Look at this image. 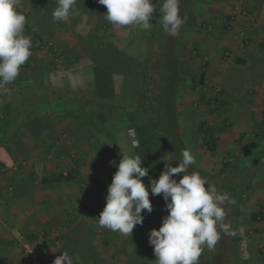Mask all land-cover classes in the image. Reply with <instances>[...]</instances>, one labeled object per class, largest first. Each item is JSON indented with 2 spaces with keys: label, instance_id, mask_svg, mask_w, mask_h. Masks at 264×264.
<instances>
[{
  "label": "crops",
  "instance_id": "1",
  "mask_svg": "<svg viewBox=\"0 0 264 264\" xmlns=\"http://www.w3.org/2000/svg\"><path fill=\"white\" fill-rule=\"evenodd\" d=\"M157 2L152 0L155 8ZM56 6V0H20L17 6V11L26 17L23 34L31 37L32 47L19 75L7 85L9 93L0 96V101L5 99L11 105V122L6 128L11 139L0 149V162L8 169L0 167V238L15 242L4 264H23L17 243L21 233L32 236L46 264H53L64 252L71 264H76L71 239L82 234V225L91 231L102 257L113 254L106 246L99 247L98 220H84L77 210L81 195L95 185L81 190L76 186L103 176L112 179L117 169L109 165L111 159L119 164L123 155H133L126 119L129 103L119 93L132 63L147 59V44L159 26L168 37L157 22L159 10L154 9L149 21L152 26L145 30L136 24L119 26L108 22L104 16L107 9L97 0H76L79 14L61 22L52 18ZM184 21L183 51L186 60L193 62L186 63L193 77L202 68L195 64L200 58L205 59V83L219 82L227 68L256 76L248 80V84L258 85L245 94L248 105L224 110L223 114L237 137H243L242 147L260 150L246 163L262 164L264 0H201ZM170 40L173 53L175 39ZM223 54L229 55L227 61L231 64L222 61ZM236 59L243 64L236 65ZM116 107L120 113L115 112ZM100 109L107 112L103 114ZM109 109L114 115L109 114ZM2 115L0 112V118ZM71 131H75L77 139ZM263 171L256 172L253 180ZM69 172L71 177L66 179ZM261 184L259 181L251 187L258 192L264 188ZM248 200L243 198L241 209L257 213L263 200L249 208ZM100 207L95 206L96 219L102 212ZM257 232L259 239L249 243L242 240L246 243L242 251L248 248L253 258L264 244V236L260 230ZM115 233L110 238L113 243ZM56 239L61 241L59 246L55 245Z\"/></svg>",
  "mask_w": 264,
  "mask_h": 264
},
{
  "label": "trees",
  "instance_id": "2",
  "mask_svg": "<svg viewBox=\"0 0 264 264\" xmlns=\"http://www.w3.org/2000/svg\"><path fill=\"white\" fill-rule=\"evenodd\" d=\"M163 0H158L156 4V10L162 6ZM201 3V0H185L179 4L180 17L185 20L188 14H191L196 7ZM159 12V11H158ZM159 20L162 18L160 14L157 16ZM229 21V18H226ZM161 24V23H159ZM162 25V24H161ZM185 21L179 30V34L173 37L176 42V50L172 53L169 50L168 55L165 56L164 52L170 46L173 41H167L168 46L161 45L162 56L160 59L162 63L156 61L150 57L144 60L142 63L133 62L132 67L129 70V76H126V89L127 94L125 95L120 91L119 96L124 102L129 103V108L126 111V119L128 122V128L133 131L135 140L139 141L138 146H133V155H139L142 159L141 167L148 168L149 172L147 177L142 178V182L148 186L150 179H158L162 171L165 170V163H169L170 166H178V162L182 159L181 153L185 148L181 147V137H180V125L177 97L178 89L180 87L179 80L183 76H187L185 82L194 85L204 86L205 83V72L200 69L197 75L194 76L192 70L183 62L182 51H183V39L185 33ZM167 39V36L165 37ZM165 40V39H164ZM158 49V51H160ZM154 53V52H153ZM157 56V55H156ZM151 58V59H150ZM242 65V61L236 59V65ZM205 65V63H204ZM203 65V66H204ZM160 67L164 69L160 73ZM182 67L184 68L182 70ZM185 71V72H184ZM187 74V75H185ZM182 82V83H185ZM191 87V88H192ZM222 90L218 92L221 94ZM216 94V95H218ZM128 100V101H127ZM226 98L213 97L212 99H200V104L202 107L210 108L213 105H218V103L225 104ZM224 102V103H223ZM216 108V106H215ZM11 105L5 100L0 101V112H3L0 118V149L4 148V143L8 142L10 138V133L6 130L11 122ZM194 115V121L189 125L188 130L191 132V144L197 142L198 148H202L210 154H215L218 148V139L214 136L213 124L204 116L201 111H194L190 116ZM181 117V116H180ZM223 124V123H222ZM218 133V131H216ZM71 136L75 139V131H71ZM261 136V135H260ZM264 139V134L262 135ZM241 138V137H240ZM194 144V145H195ZM182 148V147H181ZM197 148V146H196ZM194 146V149H196ZM262 158L264 157V140L262 148ZM244 151L243 148L239 149L236 153L226 154V158L219 164L218 170L214 174L202 173L196 164L190 165L188 168V174L192 172H198L201 177L205 178L210 184H214L218 190V193L224 194V189L231 188L232 190H237L234 194L235 204H229L225 202V219L224 223L229 226V231L234 232V235H229L224 233L218 228L220 234L225 240V263L227 264H257L261 261V252L255 251L254 258L251 254H247V258L242 255L243 251L241 248L242 238L239 234V215L242 200L248 197L252 193L253 188L251 183L256 172L264 169V162L262 164L256 163H246L240 164V154ZM256 165V166H253ZM258 169L256 171V167ZM0 167L7 169L5 164L0 162ZM8 170V169H7ZM264 173V171H263ZM70 172L67 174L66 179H69ZM262 177V176H261ZM107 178H103L107 181ZM179 181L181 175L174 177ZM95 183V188L90 191L84 192L80 199L77 210L82 214L84 220L93 219L97 220L94 216L95 206L99 204L100 210H103L106 204L105 197L107 195V190L104 189V185L99 186ZM262 183V184H261ZM261 186L264 187V182H261ZM234 190V191H235ZM149 200L151 202L153 211L149 214L146 211H142L141 215L144 217L142 225H137L134 229H139L146 227L148 220H157L158 224L156 226L160 227L162 218L168 213L165 210V201L162 195L153 196L149 189ZM264 208V200L261 203L260 209L257 213H251L249 215V221L259 225L258 218L261 221L264 219V213L262 209ZM99 230V242L100 246H106L107 248H113L118 251L119 256H108L102 257L101 251L97 252V245L94 241V236L92 237L91 231L87 229L85 225H82L80 231L82 234L72 238V243L75 248L76 253V264H143L134 255L128 253L127 250L123 248L120 243L115 244L110 239L111 235L115 232L101 228L98 224ZM116 234V233H115ZM117 234L114 238H117ZM32 238V236H28ZM15 245L12 240H4L0 238V264H4L6 258L10 255V249ZM249 250L245 248V253ZM250 253V252H249ZM23 254V253H22ZM209 255V256H208ZM215 250H208L204 247V250L199 257L198 264H216ZM259 255V257H258ZM246 260V261H245ZM23 264H26V258L23 256Z\"/></svg>",
  "mask_w": 264,
  "mask_h": 264
},
{
  "label": "clouds",
  "instance_id": "3",
  "mask_svg": "<svg viewBox=\"0 0 264 264\" xmlns=\"http://www.w3.org/2000/svg\"><path fill=\"white\" fill-rule=\"evenodd\" d=\"M20 0H0V96L9 93L8 84L15 81L22 65L31 56V37L25 36L26 17L17 11ZM107 12L106 20L119 26L132 24L149 29L155 6L152 0H97ZM52 12L54 22L66 21L78 15L76 0H56ZM180 0H163L159 7L160 23L166 34L176 37L184 21L179 15ZM133 146L139 141L134 140ZM178 166L165 163L158 179H150L148 186L142 182L149 169L141 167L139 155H123L112 182L107 188L106 204L99 214L101 228L130 236L137 225H142V211H153L149 189L153 196L162 195L167 215L158 230L148 234L156 264H198L204 247L213 250L220 239V231L234 235L224 223L225 202L235 204L227 193L220 194L198 172L188 174L195 158L183 150ZM177 175H181L177 181ZM53 264H71L67 252L57 256Z\"/></svg>",
  "mask_w": 264,
  "mask_h": 264
},
{
  "label": "rangeland",
  "instance_id": "4",
  "mask_svg": "<svg viewBox=\"0 0 264 264\" xmlns=\"http://www.w3.org/2000/svg\"><path fill=\"white\" fill-rule=\"evenodd\" d=\"M197 7H199V5ZM159 27L157 29V34L153 35V38L151 37L149 39V43L147 44L146 53L148 54V57L151 56L154 62L156 61L155 59H158V62L162 63L161 60H159L160 54L162 52L161 51L162 48L160 49L159 47L161 46V43L164 42V39H166L165 38L166 36L163 34V32L161 31ZM170 37L171 39H173V37L169 35L167 39ZM164 45L165 47L168 46L167 43L166 44L164 43ZM175 46H176V42H175ZM158 49H160V51H158ZM168 50H171L170 46L168 47ZM181 55H182L181 59L183 60L185 64L189 63L193 65V62H191L190 59L186 60L187 56H186V53H184V51H182ZM223 55H224V59H222V61H224L225 63L231 64L230 62L227 61L229 60V55L228 56H226L225 54ZM204 60L203 58L202 59L200 58L195 64L198 63V65H201L203 67ZM160 68L161 69L159 71L161 73L164 69H162L163 67H160ZM183 69L184 68L182 67V70ZM251 76L252 75H248L247 73H244L242 71L233 70L232 68H227L224 72V75L220 77L219 82L217 79L218 77H216L217 80H214L213 82H210V83H206L202 87L199 85H196V86L194 85V87H192L191 84L186 83L185 80L187 76L185 77L182 75V78L179 80L180 87L178 89V97H177L178 99L176 100L177 101L176 103L178 105L177 111L179 115L181 116V117L179 116V121H178V124L180 125V130H181L180 137H181V147L182 148L180 147V149L185 148L186 150H189L191 152V154L195 158V164L201 170L202 173L214 174L218 170L219 164L222 161H224V159L226 158L225 157L226 154L231 153V152L236 153L241 148H243L244 151H247V152L243 151L240 154L239 160H240L241 165L246 164V160H248L251 155L255 156L260 151L259 148L251 149L252 151H248L249 148H247V145L242 147L243 137L241 138L239 136L237 137V134H236L237 131L235 132V128L233 127V125H231L230 122L224 119V114H223L224 110L227 112L228 110H235L237 108L238 109L241 108L242 106L244 107V105L245 106L248 105L249 101L247 100V97L245 94L249 91H252V90L254 91L256 86H258V85L254 86V84L252 85L248 84L249 83L248 80L250 78H252L253 80L256 79L255 78L256 76L254 78ZM212 77H215V76H212ZM182 82H185V83H182ZM125 86H126V83L122 87L123 88L122 92L126 95L127 89ZM219 90L220 91L222 90L221 94H218ZM226 96L228 98L225 104L220 105L218 103V105H213L208 109L205 107H202V105L200 104L201 98L212 99L213 97H218V98L224 99ZM259 105L260 104H257V106ZM104 107H106V105ZM110 110L111 109H109L108 112L110 115H112L113 112H110ZM123 111L125 110L123 109ZM194 111H201L204 114V116L213 124V131H214L213 133H214L215 138L218 139V148L215 154H210L204 149L200 147L198 148L197 142L196 144L195 143L191 144L193 140L191 141L192 136L188 128H189V125L192 124V122L194 121L193 119L194 115L190 116V114H192ZM100 112L105 114L107 111L104 109H100ZM115 112L120 113L117 107H116ZM216 131H218V133ZM238 140L240 141L239 143H238ZM194 146L195 148L197 146V148L194 149ZM262 159L264 160V157ZM109 165L113 166V165H118V164L116 163V161H114L113 163H110ZM253 166H256V165L253 164ZM257 169H258V166L256 167V171ZM103 178L106 179V177L103 176L99 178V180ZM99 180H97L96 182L97 185H98ZM259 181L260 183L264 182V174H262V177H258V179L253 180L251 184L255 186L259 183ZM104 182L105 183L107 182L106 185L107 187H109V185L112 182V179L107 178V181H104ZM82 183L84 184V187L80 185ZM82 183L80 182V184H77L76 186L79 190L83 188H87L89 184L90 186L95 184L93 183V180L82 181ZM254 186H253L252 193L249 194L248 196V199H249L247 201L248 208L249 206L255 207L257 204L256 201L259 202V201L264 200V188L263 189L261 188V190L257 192ZM234 190H232L231 188H228V189H224L223 191L224 193H227L230 197L234 198L233 196L235 192H237V190L235 191ZM249 211L247 208L244 207L243 209H240V215H239V219H241V222H242L239 227V231H240L239 234L242 239H245L247 241V243H249L250 241L253 242L256 239H259L258 238L259 233L257 232L259 230V225H257L256 223L251 224V222L248 221L249 215H250ZM156 224H158L157 220H148V224L146 225V227H144V229L142 228L133 229L130 236L124 235L126 237L125 240L122 239L124 236L119 233L117 234L118 235L117 238L114 239V242H116L115 244H118V243L119 244L121 243L122 245L124 244L125 250H127L128 253L134 255L136 258H138L143 264H156V257L153 252V247L148 243L149 232L153 229H156V230L159 229V227L156 226ZM225 246H226L225 240L220 234V239L218 240L214 248L215 252L217 253L216 264H226L225 263V260H226L225 259L226 257ZM113 247L114 246H111L108 252L113 253L111 254V256L112 255L116 257L119 256L118 251H116V249ZM242 254H244L245 255L244 257L247 258V254H248L247 252L242 253Z\"/></svg>",
  "mask_w": 264,
  "mask_h": 264
},
{
  "label": "built area",
  "instance_id": "5",
  "mask_svg": "<svg viewBox=\"0 0 264 264\" xmlns=\"http://www.w3.org/2000/svg\"><path fill=\"white\" fill-rule=\"evenodd\" d=\"M243 14H246V12L243 11ZM241 36L244 37L243 34ZM129 132H130L131 144L133 146L132 142L135 140L134 133L132 130H130ZM110 162L113 163L114 160L111 159ZM106 184H107V182L105 183L103 181V179H100L98 182L99 186L105 185L104 186L105 190H107V188H108ZM262 212L264 213V208L262 209ZM258 221H260L259 222L260 233H261V235L264 236V219H263V221H261L260 218H258ZM40 237H42V233H40ZM17 243H18L20 250L23 253V256L26 258V264H46L44 259L40 256V254L38 253V251L36 249L35 241L28 238L27 234H25V233L19 234L17 236ZM60 243H61V241L59 239H56L55 245L59 246ZM245 244L246 243H242L241 248H244ZM259 249H260L261 258H262L261 264H264V244H262Z\"/></svg>",
  "mask_w": 264,
  "mask_h": 264
}]
</instances>
